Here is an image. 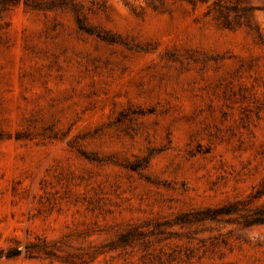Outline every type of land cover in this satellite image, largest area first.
I'll return each mask as SVG.
<instances>
[{
	"label": "rangeland",
	"instance_id": "obj_1",
	"mask_svg": "<svg viewBox=\"0 0 264 264\" xmlns=\"http://www.w3.org/2000/svg\"><path fill=\"white\" fill-rule=\"evenodd\" d=\"M264 0H0V264H264Z\"/></svg>",
	"mask_w": 264,
	"mask_h": 264
},
{
	"label": "trees",
	"instance_id": "obj_2",
	"mask_svg": "<svg viewBox=\"0 0 264 264\" xmlns=\"http://www.w3.org/2000/svg\"><path fill=\"white\" fill-rule=\"evenodd\" d=\"M258 218L255 219L254 221L255 222H263L264 221V207L262 209L259 210V214H258ZM20 254V250L18 249H12V250H9L7 251L6 253L4 252H0V257H14V256H17Z\"/></svg>",
	"mask_w": 264,
	"mask_h": 264
}]
</instances>
